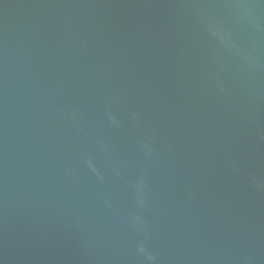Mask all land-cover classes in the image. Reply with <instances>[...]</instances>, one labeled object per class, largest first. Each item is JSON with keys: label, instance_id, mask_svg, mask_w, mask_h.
Wrapping results in <instances>:
<instances>
[{"label": "water", "instance_id": "obj_1", "mask_svg": "<svg viewBox=\"0 0 264 264\" xmlns=\"http://www.w3.org/2000/svg\"><path fill=\"white\" fill-rule=\"evenodd\" d=\"M0 264H264V0H0Z\"/></svg>", "mask_w": 264, "mask_h": 264}, {"label": "clouds", "instance_id": "obj_2", "mask_svg": "<svg viewBox=\"0 0 264 264\" xmlns=\"http://www.w3.org/2000/svg\"><path fill=\"white\" fill-rule=\"evenodd\" d=\"M141 251H143V248H141Z\"/></svg>", "mask_w": 264, "mask_h": 264}]
</instances>
